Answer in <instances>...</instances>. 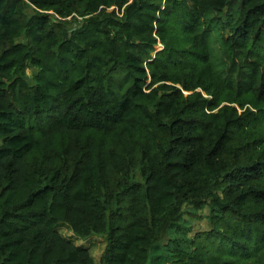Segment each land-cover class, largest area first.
Here are the masks:
<instances>
[{
    "label": "trees",
    "instance_id": "trees-1",
    "mask_svg": "<svg viewBox=\"0 0 264 264\" xmlns=\"http://www.w3.org/2000/svg\"><path fill=\"white\" fill-rule=\"evenodd\" d=\"M61 223L264 264V0H0V264H96Z\"/></svg>",
    "mask_w": 264,
    "mask_h": 264
},
{
    "label": "rangeland",
    "instance_id": "rangeland-1",
    "mask_svg": "<svg viewBox=\"0 0 264 264\" xmlns=\"http://www.w3.org/2000/svg\"><path fill=\"white\" fill-rule=\"evenodd\" d=\"M113 6L110 8L112 9ZM157 49L162 47L161 43L155 45ZM31 73V71H29ZM208 213V209H200L199 214L200 216L195 217L193 220V230L198 229H207L210 227L209 220L205 217ZM59 230L63 235L68 238H71L77 244H84L89 247L92 256L94 257L96 264H106V257H105V248L107 244V234H92L88 237L81 238L77 236L72 228L66 224L61 223L58 225Z\"/></svg>",
    "mask_w": 264,
    "mask_h": 264
}]
</instances>
